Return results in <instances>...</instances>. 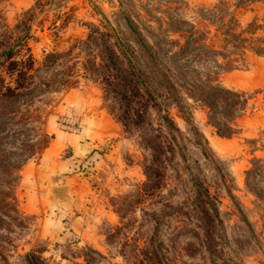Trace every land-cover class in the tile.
Masks as SVG:
<instances>
[{"label": "rangeland", "instance_id": "rangeland-1", "mask_svg": "<svg viewBox=\"0 0 264 264\" xmlns=\"http://www.w3.org/2000/svg\"><path fill=\"white\" fill-rule=\"evenodd\" d=\"M229 19L246 37L242 44L225 42ZM258 36L264 37V0H0V43H17L12 57L19 66L32 55V81L39 85L25 114L0 130L9 134L0 149L14 161L23 157L12 177L0 172L11 195H0V264H28V252L39 264H264ZM111 47L121 56V73L145 80L136 90L120 89L126 99L106 82L114 72ZM227 56L236 59L229 69L222 66ZM148 67L160 78L167 70L170 87L149 82ZM213 73L215 82L246 96L230 136L216 132L194 90ZM0 74L7 80L3 66ZM80 95L111 118L113 130L75 167L85 177L81 191L57 178L40 191L45 208L70 205L53 219L45 208L27 209L22 167L38 158L51 124L64 123ZM28 143L34 152L25 156ZM54 182L69 185V200L49 198ZM197 184L213 204L215 255L204 245Z\"/></svg>", "mask_w": 264, "mask_h": 264}, {"label": "trees", "instance_id": "trees-1", "mask_svg": "<svg viewBox=\"0 0 264 264\" xmlns=\"http://www.w3.org/2000/svg\"><path fill=\"white\" fill-rule=\"evenodd\" d=\"M238 24L233 20L229 19L224 28V40L225 42H231L232 44H242L246 37L242 36L241 31H236V26ZM250 27L252 29L250 32L254 33V29L257 27L255 23L251 22ZM183 32V31H182ZM256 43L253 44V49L257 52L264 53V37H256ZM19 45V43H18ZM17 48V43H0V57L5 56L4 59L0 58V66H3V70L8 75L7 80L5 76L0 74V130L3 129L7 123L12 122L17 115L19 117L23 116L28 110L27 108L31 104L34 95L38 92L39 85L38 82L32 81V73L30 72L33 66V57L29 55L25 60H22V65H18L16 59L12 56L14 51ZM111 50V60L112 68L114 69L113 73H110V77L107 76L106 82L112 87L121 98L126 99V94L120 89L125 91H131L132 89L136 90L138 82H145L143 78L136 81V79L131 76H125L124 68L121 67L122 60L121 56L118 54L115 48H110ZM235 57L227 56L223 62V67L225 69L232 68L234 66ZM182 64L181 62L178 63ZM147 74L149 82H156L158 86H163L164 88L170 87V79L168 71L159 72L163 75L162 78L159 77L156 73V68L147 69ZM130 77V78H127ZM214 73L210 76V82L205 85H198L194 89L205 101V105L208 107L209 113L208 117L212 121V124L216 128V132L221 136H230L234 134L237 130L236 127V117L244 110L246 104V96L241 91H237L228 87L220 85L218 82H215ZM167 84H166V83ZM172 95L166 94L165 98H171ZM126 118L127 114L124 113ZM163 118L166 122L172 126V121L168 115H163ZM0 134V144L2 140L8 136ZM29 150L25 152V156L34 152L32 144L26 145ZM154 149V158L153 162H156L160 158V147L158 144L152 146ZM23 157L19 161H14L11 157V151H8L4 148L0 149V172L4 176L12 175L11 168L19 167L22 163ZM149 168V167H148ZM148 176V175H147ZM12 177V176H11ZM10 177V178H11ZM149 178V176H148ZM8 190H4L0 184V195H3L5 199L11 197L7 195ZM196 204L199 211V220L203 230L204 235V245L210 254H217V249L215 247V238H214V224L215 216L210 206H212V201H210L209 195L206 191V188L200 184L196 185ZM28 264H39V257L36 256L33 252L27 253ZM213 264H218L214 261Z\"/></svg>", "mask_w": 264, "mask_h": 264}, {"label": "crops", "instance_id": "crops-1", "mask_svg": "<svg viewBox=\"0 0 264 264\" xmlns=\"http://www.w3.org/2000/svg\"><path fill=\"white\" fill-rule=\"evenodd\" d=\"M75 100L66 121L60 125L57 121L51 124L52 137L38 158L22 167L27 192L24 203L29 211H42L45 208L40 191L56 178L58 182H73V189L81 191L86 181L82 172H75V167L88 155L94 156L98 148L103 147L105 136L113 130L111 118L95 105L92 98L86 99L80 95ZM49 180L51 182L47 184ZM35 192H40L38 197L36 195L38 199L41 198L39 202H34ZM45 210H49L54 219L60 211H69L70 205L50 206Z\"/></svg>", "mask_w": 264, "mask_h": 264}, {"label": "water", "instance_id": "water-1", "mask_svg": "<svg viewBox=\"0 0 264 264\" xmlns=\"http://www.w3.org/2000/svg\"><path fill=\"white\" fill-rule=\"evenodd\" d=\"M69 190V185L67 184H53L49 188V198H52L55 202L69 200L67 192Z\"/></svg>", "mask_w": 264, "mask_h": 264}]
</instances>
